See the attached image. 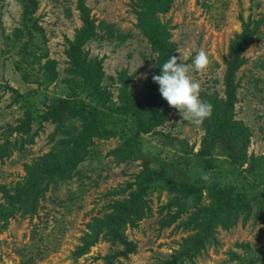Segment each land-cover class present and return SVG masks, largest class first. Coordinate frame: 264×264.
I'll list each match as a JSON object with an SVG mask.
<instances>
[{
    "label": "rangeland",
    "instance_id": "1",
    "mask_svg": "<svg viewBox=\"0 0 264 264\" xmlns=\"http://www.w3.org/2000/svg\"><path fill=\"white\" fill-rule=\"evenodd\" d=\"M172 55L213 106L199 126L152 81ZM223 187L245 201L218 207ZM17 188L0 264H264V0H0V204Z\"/></svg>",
    "mask_w": 264,
    "mask_h": 264
},
{
    "label": "trees",
    "instance_id": "2",
    "mask_svg": "<svg viewBox=\"0 0 264 264\" xmlns=\"http://www.w3.org/2000/svg\"><path fill=\"white\" fill-rule=\"evenodd\" d=\"M84 19L86 22V27H87V31L85 30V34L87 35H91L93 33V25L90 22L89 18H88V14L85 12L84 13ZM86 35V36H87ZM253 35H254V30L250 28L249 25H246L243 30L241 31V33L238 35L237 39L235 41H233V43L230 46V58L228 60L229 63V70H228V75H227V83L230 85L231 82V77L233 76V72L234 70L237 68L238 64H240V57L242 52L248 47V45L252 42L253 40ZM77 46H80V43L77 44ZM73 54H76L75 57L77 56L76 51L73 52ZM74 57V58H75ZM56 111V110H55ZM57 112V111H56ZM47 116H52L51 118H55L56 116H53L50 113L46 114ZM46 115H43L44 118L46 117ZM83 134V139H76L75 143L73 145V151H79L82 149H85L87 144L89 143V134L88 131L85 129ZM76 155V154H75ZM73 167V164L70 162L67 164V166H63V165H59V166H47L46 168H43L42 172L48 176V177H53V176H65L67 175V171L71 170V168ZM67 173V174H66ZM164 172L160 171L159 175L162 176ZM154 182V180L152 179V177H148V182L145 185V187L141 188V192H143L145 189H148L152 183ZM187 186H191L189 189L187 188L186 190H182V191H187L185 192L186 194H192V192H195V190H197V188H195L193 185H187ZM171 188H175V187H171ZM23 194L24 191L21 188H17L15 189V192L10 194L9 192H7L5 190L4 192V199L6 201V203L9 205V207L12 208H8L7 206H3L2 204H0V213L4 214V216L8 214H12L13 212V205L15 202H21L23 199ZM233 191L231 189H229V187H223L221 189H219L218 193H217V198L215 199V203L217 204L218 207L221 206H239L241 205L245 200H244V196L241 194H234ZM132 208V206H131ZM116 209H119L118 207H116ZM111 218H109V222L114 219V216L111 215ZM213 220L214 217L211 221V223H209V221H202L200 223V227L202 229H204V232L201 234L200 237H198L197 239L194 240L195 242H199L201 240H203V238H205L208 234V229L210 230L212 228L213 225ZM119 225H124V223L119 219L116 220L115 223L112 225V229L110 230V236L113 238H118L124 245V251H121L122 254H127L129 252L132 251V245L129 242H126L125 239L123 238V236L120 234V230ZM94 226L95 223H94ZM96 229H98V227L96 226ZM83 249H85L84 247H79V253H83ZM177 259V258H176ZM176 259H173V263H175Z\"/></svg>",
    "mask_w": 264,
    "mask_h": 264
},
{
    "label": "clouds",
    "instance_id": "3",
    "mask_svg": "<svg viewBox=\"0 0 264 264\" xmlns=\"http://www.w3.org/2000/svg\"><path fill=\"white\" fill-rule=\"evenodd\" d=\"M179 61V63H178ZM192 66L201 71L209 63L204 49H200L192 58ZM160 73L152 76V81L159 85V93L167 103L178 111L182 120H189L199 126L212 113V104L201 99L200 84L189 75V67L179 55L170 56L160 65Z\"/></svg>",
    "mask_w": 264,
    "mask_h": 264
}]
</instances>
